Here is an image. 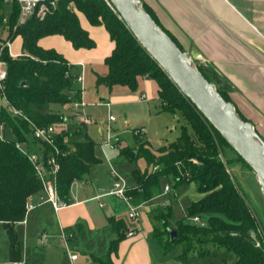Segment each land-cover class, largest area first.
I'll return each instance as SVG.
<instances>
[{
	"label": "trees",
	"instance_id": "trees-1",
	"mask_svg": "<svg viewBox=\"0 0 264 264\" xmlns=\"http://www.w3.org/2000/svg\"><path fill=\"white\" fill-rule=\"evenodd\" d=\"M142 4L185 51L176 38L161 25L155 12L145 2L142 1ZM4 5V0H0V12ZM79 14L93 26L103 25L115 43L111 56L105 59L108 72L104 76H97V85H106L110 89L124 86L136 91L141 77L150 78L157 83L161 111L180 112L187 123L182 127L178 142L169 146L152 150L150 144L142 141L137 149L119 148L120 155L129 162L137 163L142 158L147 166L143 172L137 169L132 173L136 185L127 190L132 205L140 206L161 194L164 179L173 182L175 189L194 184L198 193L204 195L188 206L185 219L209 216L206 227L190 225L183 220L172 225L167 220L170 212L168 209L158 214L156 220L161 223V228L155 227L154 235L162 250L169 252L176 246H181L182 253L177 261L187 264L190 254L196 250V243L201 246L200 255H203L204 246L212 244L232 254L235 257L232 264H264V250L257 246L256 239L252 236V231L257 226L254 214L245 195L228 173L227 166L219 159L220 148L229 144L142 48L125 22L105 0H58L57 8L46 18L40 20L33 16L23 25H18L19 5L11 2L7 24L9 39L22 37L23 55L12 57L7 50L2 55L8 71L5 90L10 103L39 126L63 122L62 115L54 114L48 108L52 104L64 106L80 98L77 86L80 67L69 65L56 50L43 49L38 42L47 36L61 35L77 50L95 48L96 43L82 27ZM198 67L210 82H214L213 79L220 82L212 68ZM216 88L226 101L232 102L230 95ZM236 111L242 119L248 121L237 108ZM0 122H4L11 133L10 139L0 140V223L9 239L10 261L19 262L22 254L15 225L25 220L29 200L42 192L43 184L27 157L16 147L17 142L29 141L31 131L28 122L14 118L5 111L0 115ZM71 139L67 132L56 137L61 150L57 190L61 201L66 204L72 203V184L82 180L100 163L93 140L87 138L72 142ZM238 159L250 168L240 156ZM154 165L159 168L149 170ZM109 223L117 233V238L111 241L106 262H110L111 255L117 252L119 243L130 231L123 220L111 217ZM64 230L76 234L71 243L77 242L81 235L84 237L81 227ZM170 230L176 231L173 239Z\"/></svg>",
	"mask_w": 264,
	"mask_h": 264
},
{
	"label": "crops",
	"instance_id": "crops-1",
	"mask_svg": "<svg viewBox=\"0 0 264 264\" xmlns=\"http://www.w3.org/2000/svg\"><path fill=\"white\" fill-rule=\"evenodd\" d=\"M142 1L155 12L161 25L176 38L182 48L190 54L191 58L197 59L203 62L204 66L212 68L219 80L230 86L231 90H233L230 95L235 108L253 124L257 133L264 138V0ZM7 4L11 6V3ZM80 16L86 21V24L81 25L95 41V48L77 50L61 35L44 37L39 40L38 44L43 49L56 50L70 64L80 67L83 65L85 74L91 72L96 81L98 75L104 76L108 72L105 59L111 56L115 49V43L111 40L108 31L103 25L93 26L82 14H79V18ZM1 35L2 40L0 41H4L9 39L10 32L7 29ZM15 38H18L20 42L17 53L14 54L10 51L12 57L23 55V39L21 36H16ZM15 38L12 39V42ZM120 87L124 86H116L109 92L108 103L110 107L114 106L117 112L125 107H135L137 111L133 113V119L139 121L152 117V109L149 105L150 100H156V107L161 109L158 98V86L154 80L141 77L138 90L134 91L136 93L122 90L115 92ZM143 96L146 98L143 99ZM102 100L105 99L102 98L100 102H104ZM49 109L51 110L50 112L63 116L61 130L70 134L72 142L90 139L88 133L89 124L82 123L69 104L61 106V109L52 107H49ZM88 115L90 116V114ZM116 120L117 117H115L114 121ZM112 122L108 121L107 127L109 125L112 132H115L118 136L119 127L112 126ZM126 122L128 126L131 124L129 120ZM132 127L133 132L139 128L146 129L144 125H134ZM7 129L9 128L7 127ZM146 135L147 130L141 137L135 135L137 142L140 144L144 141V136ZM145 141L147 142V140ZM95 143L96 155L100 159V163L96 164L82 180H77L72 184L70 189L72 203L57 212L50 203L39 204L27 213L24 221L16 223L15 230L22 254V259L19 262L29 264L26 245L30 240L31 220H33V223L37 220V224L52 226L53 228L51 232L54 238L50 235V242L46 245L48 247L58 245L63 248L62 243L58 242L59 234H61L62 230L66 228H82L84 237L82 235L79 236V240L72 244L75 253L79 255L78 262L80 264L87 258H91L101 264H142L141 259L143 256H149L150 253L149 236L154 235V228L159 224L154 217L151 219L152 217L149 216L156 208L153 202L156 200L159 202L163 199L157 208L160 214L162 210L171 209V204L180 201L183 197L190 196L192 203L204 196L198 193L194 184H191L190 188L179 187L184 188L180 196V193H177L178 190H173L174 199L167 203L164 201L166 185L163 184L161 194L154 197L151 201L140 205L141 220L137 226L131 227L119 213L118 202L123 201L129 207L128 202L108 195L115 181L112 170L125 180L128 188H132L136 185L132 175L133 171L138 168L144 170L146 162H144L145 165L142 167L140 166L141 161H138L137 164L131 163L126 157L120 155L119 151L108 156L101 149L100 143ZM147 143L152 146L150 142ZM29 144L30 150L39 149V146L30 138ZM152 148L154 149L153 146ZM121 158L124 161L120 160ZM117 168L120 172L116 170ZM103 173L105 174L104 179L101 177ZM40 197L39 194L35 195L32 201L34 202L36 199V203H39ZM112 197L118 200L116 202L111 201L110 198ZM31 211H36V213L35 217L30 220L29 213ZM111 217L123 220L130 230L129 232L133 231L134 234L131 236L126 235V238L119 243L117 252L111 255L110 262H106L110 252L111 241L117 238V233L113 231L109 223V218ZM20 228H22V231ZM3 230L7 235L4 226ZM43 230L48 231L46 228ZM20 232H22V236ZM41 233L34 240L38 246L40 245L39 235ZM55 236H57V239ZM7 251L10 259V243ZM144 264H151L149 258Z\"/></svg>",
	"mask_w": 264,
	"mask_h": 264
},
{
	"label": "rangeland",
	"instance_id": "rangeland-1",
	"mask_svg": "<svg viewBox=\"0 0 264 264\" xmlns=\"http://www.w3.org/2000/svg\"><path fill=\"white\" fill-rule=\"evenodd\" d=\"M11 12V6L5 3L3 10L0 12V40H2V32L7 30V24H8V18ZM80 22L81 24H86L85 19L80 16ZM18 38H15L11 44L10 51L12 53H17V48L19 46ZM194 63L197 66H204V63L192 58ZM214 85L221 89L223 92H226L228 95L232 94L230 86H228L225 83H222L221 81L218 82L216 79H213ZM78 88H82L80 83H77ZM110 88L106 85H97L94 76L91 72H88L85 74V84H84V101L86 103V106L84 107V114H90V117L93 120L92 124L88 125V133L90 136V139L94 142L100 143L101 149L110 156L111 153H114L116 151H119V148L122 147H128L131 149H137L138 142L137 138L134 135L133 127L132 126H142L144 125L147 130V135L144 136V141L147 140V142H150L154 149L157 150L164 146H169L170 144L178 142L182 127L187 125L186 121L184 120L181 113H171L167 111H161V109H158L156 107V100H150L149 105L152 109V117L149 119H141V120H135L133 119V113L137 111V108L135 107H125L122 108L119 112L116 111L114 106L108 107L106 105H99L98 102L101 101V99L105 103L109 102V92ZM115 90V89H114ZM115 92L127 91L129 93H136L132 90H130L127 87H120L116 89ZM231 97V95H230ZM50 107L55 109H61V105L59 104H52ZM157 109V110H156ZM49 111H51L48 108ZM54 114H56L54 112ZM110 115H114L117 117L116 121H113L111 124L112 126L119 127L118 130V136L113 137V142L116 141L115 145L116 147L111 146H104V141H106L109 137L108 134V119ZM89 116V115H88ZM127 120L130 121V125L128 126ZM133 123V124H132ZM137 123V124H134ZM81 125V124H80ZM79 125V126H80ZM7 127L5 128V135L6 138H11L10 131H8ZM8 131V132H6ZM190 134L193 136V131L190 129ZM29 138L32 139L31 135H29ZM146 142V141H145ZM31 144V143H30ZM28 145V147L30 146ZM37 144V143H36ZM139 148V147H138ZM221 155L219 156V159L227 166L228 173L232 177L234 183L236 184L237 188L243 192L245 195L251 210L254 214V218L256 219V230L252 231V236L256 239V242H258L260 245L258 247L262 248L264 250V196L260 190V184L256 178L255 172L249 168L244 162H242L240 159H238V156L236 152L227 144L222 145L220 148ZM120 158V157H119ZM120 160H123L121 158ZM140 166L145 165L144 159H139ZM195 163H198L195 160ZM137 164V163H134ZM157 166H150L149 170H155ZM141 172L147 169V166L144 170H141L138 168ZM118 170V168L116 169ZM120 172V170H118ZM102 179L105 178V174L103 173L101 175ZM163 184L170 186V192L165 193L164 201L167 203H170L172 199H174V191L178 190L177 193L183 192L184 188H177L175 189L173 187V182H171L169 179H164ZM187 188H190L192 185H184ZM111 201H117L115 197L110 198ZM121 201V200H120ZM163 199L158 202V200L154 201L153 204L156 205V208L153 210L151 214H149L151 219L156 220L159 214L158 207L159 204H161ZM36 203V199L34 200ZM191 203L190 196H186L181 198L180 201H176L172 203V208H167L170 212L167 215V220L170 224L176 225L178 221H185L187 224L194 225L192 221L189 219H185L186 212L188 209V206ZM119 204V213L121 216L127 221L129 226L134 227L137 226L139 221L141 220H135L130 218L129 212L130 208L125 205V203L118 202ZM166 209V208H165ZM165 210H162L160 213H164ZM36 211H31L30 214V220L31 218L35 217ZM209 216L201 217L202 220L206 222ZM158 222V220H156ZM158 228H161V223L158 222ZM30 231V240L26 245V252H27V259L29 264H72L69 258L68 253L65 252L63 248L60 246L55 247H43L42 245L38 246L36 242L34 241L36 236L40 232H45L47 235H51L53 238V234L51 231H53L52 226L48 227L47 225H40L37 224V220L33 223V220H31ZM44 228L48 229V231L43 230ZM173 228V227H171ZM22 228H20L21 230ZM22 231V230H21ZM20 235L22 236V232H20ZM61 236V234H59ZM58 235V236H59ZM59 236L58 242L62 243L61 237ZM57 236H55L56 238ZM57 239V238H56ZM55 241V240H54ZM149 243H150V253L149 256H143L141 259L142 264L145 263V261H149L151 264H180L177 261V257L182 253L181 246H176L173 250L169 252H164L162 250V246L158 239L155 237V235L149 236ZM56 242V241H55ZM8 244L9 239L7 235L5 234L3 230V226L0 224V264H12L10 259L8 258ZM199 249H201V246L199 243H196V250L195 252L190 254V258L187 261V264H232L235 261V257L228 253L224 248L217 247L212 244H208L204 246L203 255L199 254ZM71 250L75 252L74 246L71 245ZM146 257V258H145ZM82 264H101L98 261H95L91 258H87L83 260Z\"/></svg>",
	"mask_w": 264,
	"mask_h": 264
},
{
	"label": "water",
	"instance_id": "water-1",
	"mask_svg": "<svg viewBox=\"0 0 264 264\" xmlns=\"http://www.w3.org/2000/svg\"><path fill=\"white\" fill-rule=\"evenodd\" d=\"M142 48L158 63L181 93L255 172L264 196V140L226 101L167 32L152 18L142 0H109ZM23 85H26L23 83ZM171 238L176 231L170 230Z\"/></svg>",
	"mask_w": 264,
	"mask_h": 264
},
{
	"label": "built area",
	"instance_id": "built-area-1",
	"mask_svg": "<svg viewBox=\"0 0 264 264\" xmlns=\"http://www.w3.org/2000/svg\"><path fill=\"white\" fill-rule=\"evenodd\" d=\"M108 6L117 13L116 9L112 5L109 0H105ZM5 3L16 2L20 7V15L18 19V25H23L27 22L28 19L35 16L36 18L43 20L48 15H50L56 8L58 0H4ZM118 14V13H117ZM119 16V14H118ZM120 17V16H119ZM12 40L7 39L4 41H0V115L5 111L10 114V116L14 118L23 119L29 124L30 135L32 137L33 142L37 143L39 146L38 150H30L28 147V142H17L16 147L18 150L24 154L29 162L34 167L36 175L39 177L43 184V190L39 193L40 202L35 203L32 201L33 197L30 198L28 203V212L36 208L39 204L50 203L53 209L57 212L61 208L67 206L65 202L61 201L58 190H57V174L60 170L59 156L61 155V150L56 143V137L61 134L63 131L61 130V123L51 124L49 126H39L20 109L14 107L7 95H6V79H7V65L2 59L3 53L7 50L10 54ZM69 65H73L70 64ZM75 66V65H74ZM80 67V66H78ZM77 83L81 84L80 89V98L72 101L69 105L74 111V114L78 117V119L84 124H92L93 120L87 114H84L83 110L86 106V103L83 99L84 94V84H85V71L84 66L80 67V74L77 78ZM143 99L146 97L143 96ZM99 105H106L110 107L109 103L100 102L97 103ZM115 120V117L110 115L108 121L112 122ZM6 125L4 122H0V140H7L5 135ZM146 133L145 128H139L134 130V134L138 137H141ZM108 134L109 137L106 141H104V146L116 147V141L113 142L114 133L112 129L108 125ZM195 162V160H193ZM159 167L157 166L155 170ZM113 176L115 177V181L113 184L112 190L108 193V195H112L118 198H121L128 202L130 207L129 216L132 219L140 220L142 217V212L139 210L140 206H134L130 203V199L127 195V190L129 189L125 180L114 170H112ZM170 186H165V192L170 191ZM38 195V194H37ZM190 221L193 222L194 225L199 227H206L207 223L202 220L200 216H194L190 218ZM134 234L133 231L128 232L127 236H131ZM61 240L62 247L66 253H68L70 261L72 264H80L78 262L79 255L71 250V240L76 237V234L73 232L67 233L65 230L61 232ZM51 236L47 235V233L42 232L39 235V243L42 246H46L50 242ZM260 244L257 242V246ZM12 264H23L22 262H12Z\"/></svg>",
	"mask_w": 264,
	"mask_h": 264
}]
</instances>
